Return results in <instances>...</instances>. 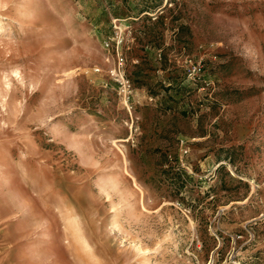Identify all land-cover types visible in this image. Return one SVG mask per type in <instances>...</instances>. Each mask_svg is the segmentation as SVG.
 Here are the masks:
<instances>
[{"label": "rangeland", "instance_id": "374dc122", "mask_svg": "<svg viewBox=\"0 0 264 264\" xmlns=\"http://www.w3.org/2000/svg\"><path fill=\"white\" fill-rule=\"evenodd\" d=\"M0 163V264H264V0H0Z\"/></svg>", "mask_w": 264, "mask_h": 264}, {"label": "bare ground", "instance_id": "6f19581e", "mask_svg": "<svg viewBox=\"0 0 264 264\" xmlns=\"http://www.w3.org/2000/svg\"><path fill=\"white\" fill-rule=\"evenodd\" d=\"M32 153H33V151H32ZM1 164L2 163H0V170H1ZM7 176H9V173L5 172L4 177L6 178ZM34 176H36V175H34ZM63 205H64V207L66 209V212L65 213L66 214H69V216H67L66 219L70 222L71 225L75 226L76 230H79V221L77 220L78 219V216L76 215V213H74L75 210L73 209L72 206L69 207V204H66L65 203ZM46 234H47V232H45V235ZM82 239H85L84 236H82ZM84 242H86V241L84 240ZM86 246L89 247V245L87 243H86Z\"/></svg>", "mask_w": 264, "mask_h": 264}, {"label": "built area", "instance_id": "2783aa9c", "mask_svg": "<svg viewBox=\"0 0 264 264\" xmlns=\"http://www.w3.org/2000/svg\"><path fill=\"white\" fill-rule=\"evenodd\" d=\"M122 62V60H121ZM194 71H196L194 69ZM118 85H119V90L122 96L128 101L130 99V96L132 94V85L131 82L129 81L128 78L124 76H120L117 79Z\"/></svg>", "mask_w": 264, "mask_h": 264}, {"label": "crops", "instance_id": "0c3cea01", "mask_svg": "<svg viewBox=\"0 0 264 264\" xmlns=\"http://www.w3.org/2000/svg\"><path fill=\"white\" fill-rule=\"evenodd\" d=\"M8 216H9V214H7V213H4V214L1 213V214H0V219H7ZM10 230H11V232H12V229H10ZM10 236L12 237V239H13L14 237H16V235H14L13 233H11Z\"/></svg>", "mask_w": 264, "mask_h": 264}]
</instances>
